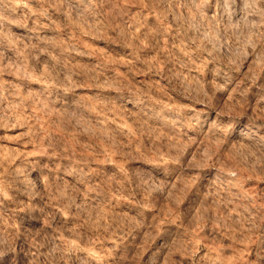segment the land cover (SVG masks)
<instances>
[{"label": "clouds", "instance_id": "obj_1", "mask_svg": "<svg viewBox=\"0 0 264 264\" xmlns=\"http://www.w3.org/2000/svg\"><path fill=\"white\" fill-rule=\"evenodd\" d=\"M0 264H264V0H0Z\"/></svg>", "mask_w": 264, "mask_h": 264}]
</instances>
